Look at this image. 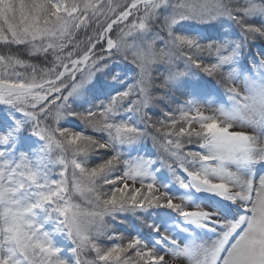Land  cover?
Masks as SVG:
<instances>
[{
  "label": "snow or ice",
  "instance_id": "6c2138e0",
  "mask_svg": "<svg viewBox=\"0 0 264 264\" xmlns=\"http://www.w3.org/2000/svg\"><path fill=\"white\" fill-rule=\"evenodd\" d=\"M0 264H264V0H0Z\"/></svg>",
  "mask_w": 264,
  "mask_h": 264
}]
</instances>
